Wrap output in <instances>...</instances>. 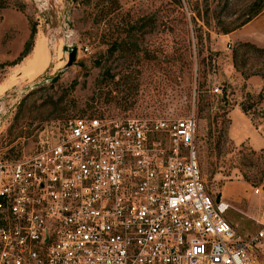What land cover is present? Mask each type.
<instances>
[{
    "label": "rangeland",
    "instance_id": "obj_1",
    "mask_svg": "<svg viewBox=\"0 0 264 264\" xmlns=\"http://www.w3.org/2000/svg\"><path fill=\"white\" fill-rule=\"evenodd\" d=\"M252 1L4 0L0 160L31 153L39 138L76 116L193 111L206 188L227 206L232 230L241 238L253 235L264 225V56L238 49L237 60L246 58L241 73L231 62L240 43L264 47V10L242 24ZM31 26V50L19 59ZM64 42L76 47L72 64L55 82L17 98L19 88L63 65ZM36 57L40 72L19 82ZM239 103L250 106L248 113Z\"/></svg>",
    "mask_w": 264,
    "mask_h": 264
},
{
    "label": "built area",
    "instance_id": "obj_2",
    "mask_svg": "<svg viewBox=\"0 0 264 264\" xmlns=\"http://www.w3.org/2000/svg\"><path fill=\"white\" fill-rule=\"evenodd\" d=\"M195 131L193 111L76 116L0 160V264H264V225L225 221Z\"/></svg>",
    "mask_w": 264,
    "mask_h": 264
},
{
    "label": "trees",
    "instance_id": "obj_3",
    "mask_svg": "<svg viewBox=\"0 0 264 264\" xmlns=\"http://www.w3.org/2000/svg\"><path fill=\"white\" fill-rule=\"evenodd\" d=\"M252 2H253V4H252L253 6L251 7V10L249 11V13L246 15V18L242 22V24L248 22L252 16L257 15L258 13H260L261 11L264 10V0H254ZM4 5H5L4 0H0V8L4 7ZM33 34H34V27L31 26L30 31H29L28 40L24 42L23 47H22L21 51L19 52V55H18L19 59H21L22 57L25 58L29 54V52L31 50L30 45L32 42ZM243 48L246 50H249L250 52L255 54V56H264V47H257L253 44L248 43V42L238 44L237 47L234 50H232V52H231V62H232V66L234 67V69L239 71L240 73H241V70H240L241 66H243L246 58H242L240 61L237 60V50L243 49ZM2 65L3 64L0 63V66H2ZM257 96H260V95L258 94ZM238 107L240 108V110L244 114H246V113H248L250 106L244 105L243 103H239Z\"/></svg>",
    "mask_w": 264,
    "mask_h": 264
},
{
    "label": "water",
    "instance_id": "obj_4",
    "mask_svg": "<svg viewBox=\"0 0 264 264\" xmlns=\"http://www.w3.org/2000/svg\"><path fill=\"white\" fill-rule=\"evenodd\" d=\"M64 23L66 25V27H64V30L69 29L70 28V22L67 20L65 12H64ZM61 49L63 52L66 53V60L63 63V65L60 68H58L57 70H55L50 76L44 77L37 82L30 83V84H27V85L19 88L18 94L16 95L17 98H21L22 96L27 94L30 90L37 88V87H40L45 82H48V83L55 82L59 78V76L72 64V62L75 59V54H76L75 45L66 44L64 42L62 44ZM217 202H218V197L215 198V203H217Z\"/></svg>",
    "mask_w": 264,
    "mask_h": 264
},
{
    "label": "bare ground",
    "instance_id": "obj_5",
    "mask_svg": "<svg viewBox=\"0 0 264 264\" xmlns=\"http://www.w3.org/2000/svg\"><path fill=\"white\" fill-rule=\"evenodd\" d=\"M40 72V64L39 60L36 57L32 60L31 63L28 64L27 68L23 70L21 73V78L19 79V82H24L26 79L31 78L35 75H37ZM5 89V86L0 87V91H3ZM219 200V198H218Z\"/></svg>",
    "mask_w": 264,
    "mask_h": 264
},
{
    "label": "crops",
    "instance_id": "obj_6",
    "mask_svg": "<svg viewBox=\"0 0 264 264\" xmlns=\"http://www.w3.org/2000/svg\"><path fill=\"white\" fill-rule=\"evenodd\" d=\"M263 14H264V12H263ZM263 14H262V15H263ZM262 15H261V16H262ZM261 16H260V17H261ZM247 25H249V23L243 25L240 29L246 27ZM240 29H237V30L231 32V33H230V37H233V36L235 35V33H237V31L240 30ZM260 32H262V34H264V29H262ZM243 40H246V41H247V39H243ZM248 41H249V40H248ZM252 148H253V147H252ZM254 149H255V148H254ZM233 231H234V230H233ZM234 233H235V232H234Z\"/></svg>",
    "mask_w": 264,
    "mask_h": 264
}]
</instances>
